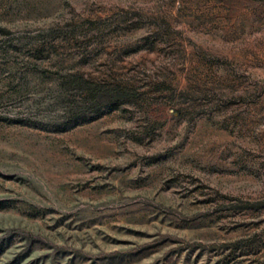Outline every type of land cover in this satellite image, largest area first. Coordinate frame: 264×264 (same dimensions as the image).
I'll return each mask as SVG.
<instances>
[{
  "label": "rangeland",
  "instance_id": "rangeland-1",
  "mask_svg": "<svg viewBox=\"0 0 264 264\" xmlns=\"http://www.w3.org/2000/svg\"><path fill=\"white\" fill-rule=\"evenodd\" d=\"M0 264H264V0H0Z\"/></svg>",
  "mask_w": 264,
  "mask_h": 264
},
{
  "label": "trees",
  "instance_id": "trees-1",
  "mask_svg": "<svg viewBox=\"0 0 264 264\" xmlns=\"http://www.w3.org/2000/svg\"><path fill=\"white\" fill-rule=\"evenodd\" d=\"M57 85V90L53 94V103H64V112L61 114L63 122H70L76 117L84 115L90 109V107H83V104H79V102L66 101L64 97L78 96L81 102L82 100L90 102L91 107L96 110L101 107L99 104L96 105L99 99L106 96L110 98V101L118 100L123 98L125 92L128 91L127 88L113 86L105 82H96L81 75L70 73L62 74L58 79ZM107 103L109 101L104 103V105Z\"/></svg>",
  "mask_w": 264,
  "mask_h": 264
}]
</instances>
